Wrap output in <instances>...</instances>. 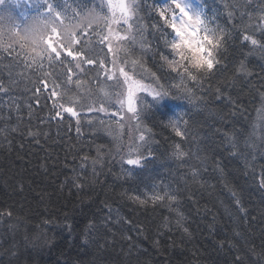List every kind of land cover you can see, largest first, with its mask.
Segmentation results:
<instances>
[{
	"label": "trees",
	"instance_id": "obj_1",
	"mask_svg": "<svg viewBox=\"0 0 264 264\" xmlns=\"http://www.w3.org/2000/svg\"><path fill=\"white\" fill-rule=\"evenodd\" d=\"M138 3L120 59L169 97L143 93L131 122L116 104L121 82L107 79L113 55L97 43L104 27L89 33L85 49L97 64L73 68L68 85L59 63L45 59L38 72L0 49V264H264V47L244 40L264 44V0H202L226 40L221 63L197 81L181 80L160 58L157 26L171 29L157 0ZM44 79L61 84L58 102L75 107L79 124L67 113L55 118ZM101 104L106 112H88ZM131 146L139 166L125 161ZM165 192L175 202L149 199Z\"/></svg>",
	"mask_w": 264,
	"mask_h": 264
},
{
	"label": "snow or ice",
	"instance_id": "obj_2",
	"mask_svg": "<svg viewBox=\"0 0 264 264\" xmlns=\"http://www.w3.org/2000/svg\"><path fill=\"white\" fill-rule=\"evenodd\" d=\"M5 0H0V5L4 4ZM108 15L101 16L95 10H90L86 16L80 17V22L72 24L65 23L68 19L58 11V8L66 9V4H61L57 0H36L38 15L33 17V22L28 26L21 27L19 25L15 28L0 29V49L14 59L22 57L25 67L35 71L42 70V61L47 59L49 64L59 63L66 69V80L62 81L64 85L73 82V68L77 72H83L82 65L92 66L97 64V60L86 57L85 49H90L88 44V30L92 28L93 24H100L103 21V27L106 34L98 38L97 43L100 45H107V51L113 54V64H117L119 57L118 53L122 50V42L132 38L133 24L138 19L139 3L138 0H103ZM160 7H156L159 17L163 20V25L171 29V32L163 31V26H157L164 37L163 44L164 52L160 53L161 60L167 65V68L175 73L181 80L185 77L191 81H197V74H210L215 67L221 63L218 55L223 50L226 35L223 30H217L210 27V21L204 16L203 6L199 10L194 6L193 0H157ZM179 10L178 12L176 10ZM75 12V9H73ZM166 13L168 14L166 16ZM78 15V14H77ZM2 21V18H0ZM87 23V28H84V23ZM260 24L264 27V16L260 18ZM125 25L123 34L117 31V26ZM77 29H83L80 37H77ZM7 37V39H5ZM55 38V39H53ZM245 41H249L252 45H260V41L253 38L251 35L244 36ZM83 41V44H82ZM19 46V53H16V48ZM75 46H81L80 50H74ZM65 53V60L71 57V61L65 64L61 59V53ZM16 53V55H14ZM172 58H169V57ZM133 61V65H135ZM100 67L104 68V62L99 61ZM119 76L116 72L108 75V80L116 79L120 83V78H123V86H126V93H121V97L117 99L116 104L120 109H126L127 113L132 114L135 119L138 115L137 103L139 101V93H147L151 95L154 100L169 97L167 92L158 91L150 85L144 84L140 80L134 79L129 71H125L123 66L118 69ZM49 73L45 72L44 76L49 77ZM154 80L159 77L156 73H151ZM76 86H80V81H75ZM40 84L45 93L50 91V98L57 102L53 107L59 108L55 118H61L62 113L70 114L72 117H77V124H79V116L74 106L68 107L58 102L64 93L58 91L61 84L57 83L56 79H48L40 81ZM0 91H4L0 88ZM40 92V89H36ZM107 97L108 94L105 93ZM71 100V98H69ZM107 109L103 104L99 108L89 107L88 112L104 113ZM113 115H116L115 113ZM123 116H121V120ZM92 123L91 120L88 121ZM118 128L123 129L124 124L119 120L116 121ZM173 129L178 136H182L180 128L173 124ZM79 130V129H78ZM138 140L145 141L143 132L139 133ZM177 145V149H179ZM183 156V152L178 153ZM128 165L139 166L141 164V157L128 159ZM131 199L143 205L148 202L140 196H132ZM149 199L153 202H161L167 199L169 202H175L176 196L170 195L167 192L164 194H154ZM10 215V213H8Z\"/></svg>",
	"mask_w": 264,
	"mask_h": 264
},
{
	"label": "rangeland",
	"instance_id": "obj_3",
	"mask_svg": "<svg viewBox=\"0 0 264 264\" xmlns=\"http://www.w3.org/2000/svg\"><path fill=\"white\" fill-rule=\"evenodd\" d=\"M78 1L81 2V0H78ZM83 1H84L83 4L75 6L77 8L76 9L75 7L74 8L71 7L72 4H70L69 0H61V1L57 0V2L67 5L66 9L58 8V11H62V14L68 18V19H65L64 21L65 23H72V24L78 23L80 22V17L86 16L89 13V11L93 9L95 10V12L99 13L101 16L108 15L106 7L104 6L103 0H83ZM72 3H77V2L73 0ZM193 3H194V6L198 10L201 5L203 6L202 0H193ZM73 9H75L76 13L73 11ZM77 10H82V12L81 13L79 11L77 12ZM176 11L178 12L179 10L177 9ZM37 15H38V12H37L36 0H5V3L0 5V18H2V21H0V29L15 28V26L17 25L21 27L28 26L29 24L33 22V17ZM98 26L103 27V21H101L100 24H93L92 28L88 30V36H89V33L92 32V30ZM84 28H87L86 22L84 23ZM124 28H126L125 25H120V26H117L116 30L120 31L123 34ZM82 31L83 29H77L78 38L80 37V33ZM119 53H118V57H119L118 63L117 64L112 63V66L108 70V73L110 75H112L113 72H116L117 76H119V73H118L119 67L123 66L125 68L123 61L120 59ZM64 54L65 53L62 52L61 56ZM112 61L113 60H111V62ZM125 71L127 70L125 69ZM133 78L136 79L135 77ZM120 82H121V87H122L121 93H126V86H123L122 77L120 78ZM142 94L143 93H139L138 95L141 96ZM122 116L124 117V119H126L127 122H131L133 120L132 114L127 113L126 109L122 110ZM137 156H139L138 150L133 148V146H131L126 151L125 161H127L128 159L137 158Z\"/></svg>",
	"mask_w": 264,
	"mask_h": 264
}]
</instances>
